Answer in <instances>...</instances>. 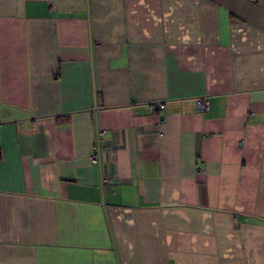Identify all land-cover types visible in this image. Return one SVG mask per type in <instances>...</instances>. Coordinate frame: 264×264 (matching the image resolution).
Here are the masks:
<instances>
[{
  "label": "crops",
  "instance_id": "obj_1",
  "mask_svg": "<svg viewBox=\"0 0 264 264\" xmlns=\"http://www.w3.org/2000/svg\"><path fill=\"white\" fill-rule=\"evenodd\" d=\"M0 264H264V0H0Z\"/></svg>",
  "mask_w": 264,
  "mask_h": 264
},
{
  "label": "built area",
  "instance_id": "obj_2",
  "mask_svg": "<svg viewBox=\"0 0 264 264\" xmlns=\"http://www.w3.org/2000/svg\"><path fill=\"white\" fill-rule=\"evenodd\" d=\"M196 104H197L198 109L202 112L208 110L209 108L208 99L205 97L198 98L196 100ZM154 106L158 107L159 109H163L165 107V104L162 102H158L154 104ZM98 160H99V146L95 145L90 154V162L97 163Z\"/></svg>",
  "mask_w": 264,
  "mask_h": 264
}]
</instances>
